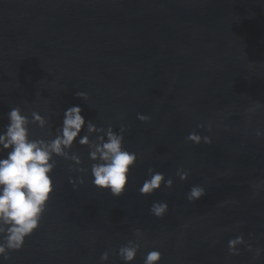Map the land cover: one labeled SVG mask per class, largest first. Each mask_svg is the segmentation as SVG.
Returning a JSON list of instances; mask_svg holds the SVG:
<instances>
[{
	"label": "water",
	"instance_id": "water-1",
	"mask_svg": "<svg viewBox=\"0 0 264 264\" xmlns=\"http://www.w3.org/2000/svg\"><path fill=\"white\" fill-rule=\"evenodd\" d=\"M15 106L46 118L34 138H54L71 106L98 128L125 126L137 162L116 197L78 171L93 163L88 146L56 157L38 229L0 264H126L129 241L131 264L152 250L158 264H264V0H0V130ZM193 131L211 143L188 141ZM149 168L173 186L141 195ZM194 185L205 195L189 201Z\"/></svg>",
	"mask_w": 264,
	"mask_h": 264
},
{
	"label": "clouds",
	"instance_id": "clouds-1",
	"mask_svg": "<svg viewBox=\"0 0 264 264\" xmlns=\"http://www.w3.org/2000/svg\"><path fill=\"white\" fill-rule=\"evenodd\" d=\"M77 96L88 99L86 92L80 91ZM80 106H71L64 111L63 121L57 129L54 138H34L31 125L44 129L47 120L39 112L31 116L19 106L12 107L7 113L8 123L0 130V257L9 260L10 253L23 249L26 239L38 229L47 205L55 193L54 170L57 167L56 157L69 158L68 151L76 143L89 147V159L93 161L90 170L79 168L81 173L90 171L92 184L100 189L108 190L116 197L122 196L130 180L131 169L137 162V154L124 146L125 126L119 132L110 126L107 130L98 128L91 121H86ZM123 117H121L122 119ZM141 121L149 117L137 114ZM211 129H209L210 131ZM98 134L93 145L90 136L82 133ZM262 135V133H257ZM188 141L199 144L202 140L211 143L209 136H201L191 132ZM75 164H81L80 157L73 155ZM149 178L145 179L139 188L141 195H150L161 187L171 188L173 181L152 168L148 169ZM181 180L188 178V173L177 171ZM84 175L79 179L69 177V183L75 188L84 183ZM205 195V190L194 185L190 188L187 199L195 201ZM167 202L156 201L150 207V212L156 217H162L168 210ZM139 232V229H135ZM229 251L238 255V245L244 243L243 236L229 240ZM251 247V246H250ZM139 246L129 241L119 248L120 258L131 264L136 259ZM261 249H256V256L261 255ZM162 259L159 250L149 251L143 264H158ZM101 260H109V252L101 255Z\"/></svg>",
	"mask_w": 264,
	"mask_h": 264
}]
</instances>
